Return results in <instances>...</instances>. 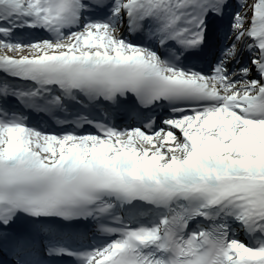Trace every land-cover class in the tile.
<instances>
[{"label": "snow or ice", "instance_id": "1", "mask_svg": "<svg viewBox=\"0 0 264 264\" xmlns=\"http://www.w3.org/2000/svg\"><path fill=\"white\" fill-rule=\"evenodd\" d=\"M0 254L264 264V0H0Z\"/></svg>", "mask_w": 264, "mask_h": 264}]
</instances>
